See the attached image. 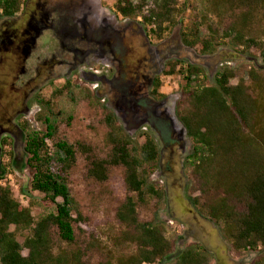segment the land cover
<instances>
[{"label": "rangeland", "instance_id": "1", "mask_svg": "<svg viewBox=\"0 0 264 264\" xmlns=\"http://www.w3.org/2000/svg\"><path fill=\"white\" fill-rule=\"evenodd\" d=\"M133 1L138 4V0ZM178 1L175 23L166 26V30L157 35L152 32L155 28L143 19L154 7L153 0H149L142 12L131 19H124L117 12V0H103L108 12L116 15L127 29L124 37L134 48L124 57L128 67L123 73L116 74L107 64L94 62L90 68H83L70 79L60 78L67 75V69L56 67L49 79L45 80L43 74L30 87L35 96L27 104L29 112L25 111L23 91L19 93L17 78L22 70H31V66L23 69L19 61L6 63V67L0 65V187H9L14 199L31 211L35 221L55 212L54 207L43 206V195L31 188L32 174L27 167V154L22 156L18 146H13V139L6 136V130L11 129L8 121L16 117L19 109L23 108V112L17 121L29 131L44 133L45 126L39 119L52 118L57 127L55 142L66 141L77 151L76 164L69 174L70 190L78 204V213L74 214L76 241L69 248L80 251L87 264H118L121 257L135 252V246L121 242L125 227L117 217L127 198L135 197L127 188L125 168L111 165L106 181L91 177L89 171L93 161L110 160L115 143L122 137L131 138V148L141 147L145 143L142 133H152L160 148L158 166L149 174V179L163 192L161 198L148 197L146 203H138L139 219L143 223L159 222L165 226L166 237L174 247L168 262H174L182 251L192 245L203 246L209 251L210 264H254L256 261L252 252L235 251L231 241L224 237L221 225L203 219L193 207L190 199L200 198L201 194L192 169L185 166L191 151L187 134L178 141L172 129L161 136L149 125L143 124L136 129L130 113L128 115L122 106L129 108L135 102L128 80L134 81L138 73L144 82L143 77L154 74L161 83L154 97L166 99L171 116L176 119L179 128H184L176 112L178 104L188 97L187 81L181 75L162 74L165 65L175 61H180L185 67L198 65L204 71L199 79L193 78V87L214 86L216 74L228 68L234 72L233 85L244 82L249 93L264 103V61L259 48L264 46V21L254 23L247 36L256 38L259 46L241 44L236 40V33L231 34L234 25L232 13L223 10L220 17L213 15L206 0ZM197 29L201 39L214 46L212 53L205 54L201 45L194 48L183 45L182 35L191 36ZM117 47L120 49V44ZM56 48L55 41L44 38L39 44L37 56L44 57L46 49L51 52ZM4 53L1 45V57ZM93 74L95 78L91 76ZM104 75L105 79L102 78ZM40 100L49 105H39ZM110 111L117 118L114 131L106 121ZM48 146L51 151L55 150L54 142L49 141ZM11 231L15 228L12 227ZM17 236L19 242L24 243L30 232L18 233ZM54 241L56 248H67L56 232ZM27 253L25 251L24 255Z\"/></svg>", "mask_w": 264, "mask_h": 264}, {"label": "trees", "instance_id": "2", "mask_svg": "<svg viewBox=\"0 0 264 264\" xmlns=\"http://www.w3.org/2000/svg\"><path fill=\"white\" fill-rule=\"evenodd\" d=\"M26 1L0 0V17H14ZM148 1L135 4L133 0H117L116 10L131 19ZM178 2L153 0L154 7L143 19L155 28L154 34L163 33L166 26L175 23ZM206 2L213 15L220 17L224 11L233 14L231 34L236 33V40L257 45L256 38L247 36L254 23L264 21V0ZM182 42L190 48L201 45L205 54L214 51L211 42L201 39L198 29L191 36L182 35ZM259 48L264 61V46ZM162 74L181 75L187 81L188 97L178 104L176 115L191 142L185 166L192 169L201 194L190 199L193 207L203 219L221 225L235 251L252 252L256 256L254 264H264V103L249 93L244 82L233 85L234 72L228 68L216 74L214 86H192L193 78L204 74L198 65L168 62ZM160 87V79H156L154 95ZM38 104L49 105L42 100ZM106 118L114 131L116 115L110 111ZM39 120L45 126L44 133L23 127L27 137L24 151L32 190L43 195V206L54 207L55 212L35 221L31 211L14 199L9 187H0V264H87L80 251L69 248L76 241L74 214L78 213V204L70 190L69 174L76 164L77 151L66 141L55 142L57 127L52 118ZM141 138L145 143L131 148V138L122 137L115 143L110 160L93 161L89 171L91 177L106 181L111 165L124 167L127 188L135 195L127 198L117 214L125 227L121 242L135 246V252L121 257L118 264H210L209 251L200 245L187 247L174 262H168L174 247L166 237L165 226L140 221L138 203H146L148 197L161 198L163 192L149 179L160 160L156 138L152 133H142ZM49 141L54 142L55 150L51 151ZM27 231L30 236L20 243L17 234ZM55 232L67 248L55 247Z\"/></svg>", "mask_w": 264, "mask_h": 264}, {"label": "flooded vegetation", "instance_id": "3", "mask_svg": "<svg viewBox=\"0 0 264 264\" xmlns=\"http://www.w3.org/2000/svg\"><path fill=\"white\" fill-rule=\"evenodd\" d=\"M0 19V47L3 45L5 49L4 57L0 55V65L4 67L6 63L19 61L23 69L27 65L31 66V70H22L17 78L27 112L30 111L27 104L35 96L30 87L41 75L44 74L47 80L51 77L52 69L65 68L67 75L60 78L70 79L74 73L90 68L94 62L107 64L113 73L121 74L128 67L124 57L130 53L129 50H134L124 37L127 29L116 15L108 12L103 0H27L14 17ZM44 38L55 41L57 48L51 52L46 49L44 57L37 56L39 44ZM119 44L120 49L117 47ZM91 76L96 77L94 74ZM134 78L128 83L132 85L131 96L135 102L129 108L122 106L128 115L130 113L136 129L143 124L149 125L159 136L172 129L178 141L182 140L186 130L179 128L176 119L171 116L166 99L154 97L152 88L156 75L143 77L144 82L141 81V74L136 73ZM105 82L108 83L107 80ZM22 112L23 108L17 110L16 117L8 121L7 125L11 129L6 130V136L13 139V146H18L24 156L27 137L21 122L17 121Z\"/></svg>", "mask_w": 264, "mask_h": 264}]
</instances>
